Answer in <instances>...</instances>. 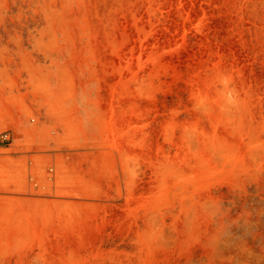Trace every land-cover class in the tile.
Masks as SVG:
<instances>
[{
	"label": "rangeland",
	"instance_id": "1",
	"mask_svg": "<svg viewBox=\"0 0 264 264\" xmlns=\"http://www.w3.org/2000/svg\"><path fill=\"white\" fill-rule=\"evenodd\" d=\"M0 264H264V0H0Z\"/></svg>",
	"mask_w": 264,
	"mask_h": 264
},
{
	"label": "built area",
	"instance_id": "2",
	"mask_svg": "<svg viewBox=\"0 0 264 264\" xmlns=\"http://www.w3.org/2000/svg\"><path fill=\"white\" fill-rule=\"evenodd\" d=\"M0 141L4 142V143H8L9 142V138L8 136L4 133L2 135H0Z\"/></svg>",
	"mask_w": 264,
	"mask_h": 264
}]
</instances>
